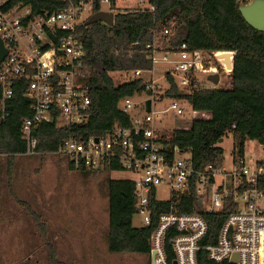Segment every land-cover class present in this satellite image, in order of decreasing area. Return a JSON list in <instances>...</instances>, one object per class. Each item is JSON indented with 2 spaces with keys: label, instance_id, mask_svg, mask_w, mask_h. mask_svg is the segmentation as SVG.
<instances>
[{
  "label": "built area",
  "instance_id": "obj_1",
  "mask_svg": "<svg viewBox=\"0 0 264 264\" xmlns=\"http://www.w3.org/2000/svg\"><path fill=\"white\" fill-rule=\"evenodd\" d=\"M234 1L239 8L256 5L261 9L260 31L264 40V0ZM99 4L108 8L109 1L100 0ZM142 7L153 10L148 4ZM91 8V0H77L68 2L58 11L32 13L27 4H8L7 0H0V40L5 48L0 60V118L6 115L5 103L18 86L30 111L28 116L19 118L20 137L25 144L23 155L38 153L32 131L50 121L53 112H56L54 120L58 126L78 124L85 118L89 97L84 80L92 75L93 68L83 58L82 45L73 31L83 22L84 12L91 14ZM153 44H150V68L126 72L127 78L148 75L140 93L124 96L119 101V109L128 115V123L114 122L99 136L71 134L50 153L62 156L75 169L109 170L114 165L129 173L128 179L135 186L136 215L143 224L149 221L151 191L154 198L162 199L155 195V187L160 184L168 187L169 195L162 199L167 201L174 200L192 184L197 194L205 195L204 210L207 212L219 209L222 199L230 197L236 203L235 209L224 218L215 243L202 247L206 258L229 262L230 256L235 254L233 264H264V188L259 186L263 183L264 187V161L259 162L252 156L237 157L235 161L230 158L228 166L206 164L196 170L188 151L174 146L168 155L158 142L161 133L166 131L160 124L161 114L168 109L178 115L187 113L173 129H187L190 120L209 117L189 107L185 111L184 101L164 97L168 89L164 74L171 75L180 89H208L214 85L198 81L196 73H207L211 77L217 76L218 69L227 75L230 70L217 55L219 51H190L184 42L175 49L156 50ZM207 57L213 58L217 66L211 67ZM156 70L159 73L155 77ZM146 99L149 100L147 111ZM165 99L169 101L165 108L155 106ZM169 228L176 233L169 238L173 258L167 262L163 237ZM205 233L206 223L197 212H161L149 236V254L152 252L154 264H196L198 241Z\"/></svg>",
  "mask_w": 264,
  "mask_h": 264
},
{
  "label": "trees",
  "instance_id": "obj_2",
  "mask_svg": "<svg viewBox=\"0 0 264 264\" xmlns=\"http://www.w3.org/2000/svg\"><path fill=\"white\" fill-rule=\"evenodd\" d=\"M76 1L7 0L8 4L21 2L29 5L32 13L58 11L65 8L68 2ZM99 1L91 0V13L102 9ZM108 1L107 11L113 12L111 25L101 21L89 24L83 21L73 31L82 45L83 58L93 68L92 75L84 80L89 97L85 118L78 124L58 126L54 120L56 112H53L50 121L41 123L32 131L36 139L35 149L39 153L56 150L71 134L99 136L114 122L126 125L128 115L119 109V101L124 96L140 93L145 76L115 83L111 75L131 69H149L150 44L154 41L156 50L175 49L180 42H184L190 51L233 52L229 88L180 89L171 75L164 74L168 83L164 97L179 99L188 105L186 107L209 115L208 118L190 120L187 129H173L168 134L162 132L158 142L168 155L174 146L180 151H188L193 167L199 170L206 164L218 166L222 163L223 150L216 144L226 132L232 136L231 158L234 161L237 157L246 158V140L264 143L263 35L243 19L234 0H144V4L153 7L152 11L141 8L143 2L138 8L121 10L113 7V0ZM27 105L21 88L14 87L12 98L5 103L6 115L0 118V155L4 156L7 172L11 170L13 158L23 155L25 149L20 137L19 118L30 114ZM258 161L262 159L258 158ZM67 167L83 175L96 171L83 167L75 169L68 162ZM109 170L120 171L114 165ZM259 186L264 188L263 183ZM105 188L107 226L104 244L107 252L143 254L150 264L149 236L156 226L158 215L176 210L197 212L206 223V233L198 241L200 248L195 253L196 264H233L226 260L214 262L207 259L202 248L215 243L224 218L235 209L236 203L230 197L222 199L219 209L207 212L204 210L205 195L197 194L192 184L172 201L154 198L151 191L148 197L149 221L143 224L138 216L141 223L134 226L131 222L136 215L134 182L128 178L107 179ZM28 213L43 229L38 216L30 210ZM175 233L176 230L169 228L163 237L167 262L173 258L169 238ZM50 252L53 264H62L55 259L52 248Z\"/></svg>",
  "mask_w": 264,
  "mask_h": 264
},
{
  "label": "rangeland",
  "instance_id": "obj_3",
  "mask_svg": "<svg viewBox=\"0 0 264 264\" xmlns=\"http://www.w3.org/2000/svg\"><path fill=\"white\" fill-rule=\"evenodd\" d=\"M138 1L113 0V7L121 10L138 8L142 2L144 4V0H140L139 3ZM101 8L106 10L107 7L102 5ZM88 16L89 13L84 12L81 19L85 21ZM207 59L211 67L217 66L213 58ZM158 73L156 70L154 76H158ZM195 76L198 81L200 79L212 84L214 88L230 87L229 74L220 69L215 83L207 73L198 72ZM111 77L117 83L126 79L127 74L115 73ZM162 81L163 79L160 80ZM168 103L169 101L165 99L158 104L159 106L156 104L155 106L162 109ZM183 105L188 106L186 103ZM186 109L187 107L184 110ZM184 115L175 114L171 109L163 112L160 120L161 127L166 130L163 133H170L174 124L180 123ZM232 141L231 134L226 132L216 144L223 150L224 166H228L231 158ZM244 156L264 161V143L246 140ZM4 162V156L1 154L0 264H53L48 250L43 245L46 241L58 246L56 250L52 249V252L59 253L55 257L57 261L65 259L62 258L65 253L75 250L71 246H79L81 243L91 245L93 247L91 251L95 253V256L92 254L89 256L88 261H83L87 262L86 264H148L147 256L143 254L109 253L105 250L104 234L107 226L105 182L112 178H129V173L100 169L83 175L68 169L67 162L62 156L50 152L15 156L9 172L3 167ZM155 195L158 198H167L168 187L165 184L157 185ZM29 210L38 216L43 229L35 224L28 213ZM131 222L134 226L141 223L137 215H133ZM68 260L72 264L76 262V259ZM68 260L64 262L71 264ZM83 262L78 264H84Z\"/></svg>",
  "mask_w": 264,
  "mask_h": 264
},
{
  "label": "water",
  "instance_id": "obj_4",
  "mask_svg": "<svg viewBox=\"0 0 264 264\" xmlns=\"http://www.w3.org/2000/svg\"><path fill=\"white\" fill-rule=\"evenodd\" d=\"M239 11L241 13V16L243 19L254 29L260 30V25L262 22V11L256 5L250 6L247 8H239ZM112 12L107 10H100L91 13L87 19L85 20L86 24H89L91 22L95 21H101L105 24L111 25L112 24ZM220 53L217 54L219 57L222 58V62L224 63L225 67L231 70V63L229 62V56L233 55L231 51H219ZM5 55V48L3 47L1 40H0V60ZM211 81L215 83L217 81V76L215 74L211 75ZM145 110L147 111L149 109V100H145ZM96 139V138H95ZM236 260V255L232 254L229 258V262L233 263ZM149 263L154 264L152 252L149 254ZM174 262H172L173 264Z\"/></svg>",
  "mask_w": 264,
  "mask_h": 264
},
{
  "label": "crops",
  "instance_id": "obj_5",
  "mask_svg": "<svg viewBox=\"0 0 264 264\" xmlns=\"http://www.w3.org/2000/svg\"><path fill=\"white\" fill-rule=\"evenodd\" d=\"M3 167L6 169V165L3 163ZM5 228V227H4ZM43 245L46 247V249L48 250V255L50 256L51 255V252H50V248L52 249H57L58 246L56 244H53L52 242H44ZM72 249H75L73 250L71 253H65L62 258H65V259H62V261H58V262H62V264H65L66 262L64 261H67L68 259H71L72 260H75L76 259V262L75 264H78V262H83L85 260H89V256L92 254L95 256V253H93V251H91L93 249V247L91 245H82L80 243L79 246H71ZM88 249L87 251H83L82 249ZM75 251V252H74ZM55 254V257L57 255H59V253H57L56 251L54 252ZM60 259V258H59ZM81 259V260H80ZM68 263H71L70 260H68ZM74 263V261H73ZM84 263V262H83ZM87 262H85L84 264H86ZM67 264V263H66ZM72 264V263H71Z\"/></svg>",
  "mask_w": 264,
  "mask_h": 264
}]
</instances>
